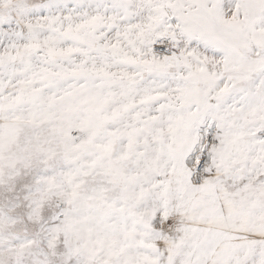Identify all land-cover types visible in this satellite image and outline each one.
<instances>
[{
	"label": "snow or ice",
	"instance_id": "obj_1",
	"mask_svg": "<svg viewBox=\"0 0 264 264\" xmlns=\"http://www.w3.org/2000/svg\"><path fill=\"white\" fill-rule=\"evenodd\" d=\"M0 264H264V0H0Z\"/></svg>",
	"mask_w": 264,
	"mask_h": 264
}]
</instances>
